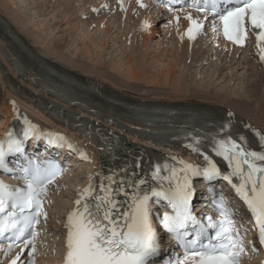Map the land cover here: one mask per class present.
I'll list each match as a JSON object with an SVG mask.
<instances>
[{"label":"snow or ice","instance_id":"1","mask_svg":"<svg viewBox=\"0 0 264 264\" xmlns=\"http://www.w3.org/2000/svg\"><path fill=\"white\" fill-rule=\"evenodd\" d=\"M172 2L168 0L169 4ZM189 7L204 13L205 20L210 14L212 31L234 45L243 47L251 32L256 36L260 60L264 61V0H192ZM172 10L169 7V11ZM186 19L191 22L186 34L189 39H195L204 24L194 20L191 14ZM228 115L231 117L232 114ZM25 123L28 126L22 138L9 132L6 139L0 141V170L5 173L13 171L9 167V157L24 156L26 161L20 165L22 175L19 178L24 181L23 187H13L0 181V240L6 241V246L0 244V252L7 257L14 248H20L10 264H23L21 257L25 249L32 258L29 264H35L37 225L41 217L47 220L43 198L48 185L60 172L59 165L27 158L24 142L30 137L39 139L40 134L35 125L27 120ZM229 128L230 122L221 124L223 136L211 137V151L227 161L231 168V172L226 174L221 172L211 155L202 151V139L189 133L190 142L186 148L202 156L205 163L192 165L179 161L180 169L168 168L165 164L166 176L161 175L160 164L153 165L152 180L167 181V186L160 183L158 187H147V180L140 178L135 171L142 169L139 158L132 165L125 163L113 169L112 174L101 180L98 191L93 180L75 201L77 207L67 217L64 264H150L161 249L157 232L152 227L150 200L153 197L157 203L166 201L170 207V213L165 212L162 218L157 215V219L184 250L182 258H165L164 264H239L244 251L243 238L234 229L224 197L214 201L223 219L214 221L209 216L205 225L193 214L192 180L198 177L207 181L221 178L232 185L251 212L259 242L264 245V151L249 150L244 143L245 136L239 135L238 142L230 131H226ZM45 138L50 146L67 144L69 149H73V145L59 134L48 133ZM260 141L264 147V135L260 136ZM80 155L87 158L84 153ZM233 177L238 178L239 183H234ZM121 195L125 197L123 202L117 199ZM207 229L215 230V243L199 242ZM189 236L193 238L188 239Z\"/></svg>","mask_w":264,"mask_h":264},{"label":"rangeland","instance_id":"2","mask_svg":"<svg viewBox=\"0 0 264 264\" xmlns=\"http://www.w3.org/2000/svg\"><path fill=\"white\" fill-rule=\"evenodd\" d=\"M49 1L50 0H0V10L9 19H10V16L13 19L15 16L22 19L23 22L19 23V25L21 24V28L23 27L22 29H25V30L30 29V31L32 32L31 34L35 35V36L29 35L30 37H27L26 41H28V44L30 42V39H31L32 43H33V41H37L36 45L34 43L32 44L31 42H30V44L34 48L36 47L35 49L39 50L40 52H42L47 47V45L50 47H54L55 43L58 42V40L61 39L63 42V39L65 38L66 41L63 42V44H62L63 47L60 49L62 55H64L66 57V59L68 58V60L70 62L80 63L82 66H84L86 68V69H82L83 70L82 72L85 73V71H86V73L88 75L90 74L91 76H97V79H99L98 81L101 82L102 84H105L109 90L115 91L119 94L128 95L131 98L136 97V96H145V97H148L152 100H160L161 101L162 98H165V99L172 98V99H174L173 100L174 102L182 101V100H180L181 97H179L180 95L182 96V94H183L182 90L177 91L176 89H173L171 86H163V87L161 86L159 88H156V87H153L152 85H147V84L144 85L140 81H136L138 83L130 82V81L126 80V78L124 79V77H122L123 75H121V73L123 71L129 69V65H133L136 68V70L139 71V74H143V75L147 74L150 76L151 75L152 76L158 75V72H157L158 67L157 66L164 65V63L167 64L169 62L170 63L173 62L174 56L177 52L178 39L176 37H174L173 35H171V33L168 34L167 36H164L162 31L159 34H156V33H158V31L154 29L155 30L154 34L149 35V36L146 35V36H148L147 42L148 41L149 42H148V48H146V47L145 48L148 49V51H147V54L145 55V57H142L136 48L139 45L137 43H135L136 40L139 41L141 37L138 36V31H136L135 33L134 32L129 33L128 32L129 30L127 31L125 28L126 25H124V24L119 25L118 20L121 18L122 15H121V12L118 11V9L114 10V9L109 8L108 5H104L101 12L94 15V14H91L89 12L90 8H88V4L97 6L100 0H87V2L85 3L86 5H84L85 7L83 8L84 9L83 11H85V12H83V13H85V14L87 13L93 17V20L88 21L86 16L76 17V14L72 16L68 12V10L70 9V6H69V8L67 7L68 8L67 9V8H64L65 5H61V3L59 4V7L62 6V8L64 10L61 9L60 12L61 11L62 12L67 11V12L66 13L64 12V14L60 13L59 8H57L58 5L55 3H51ZM81 1L82 0L79 1V4L81 3ZM105 4H109V1L106 0ZM110 5H111V3H110ZM6 8H9L10 13L5 12ZM135 9H137L136 6H135ZM143 13H144V15H147V11H143ZM149 13L151 14V12H149ZM62 14H63V16H62ZM65 14H67V15H65ZM57 15H59V16L61 15L60 17L61 18L63 17V19H61L60 17H57ZM64 15L66 17L68 15H70V18H71V22L69 21L70 24H66L67 20L64 19ZM153 16H154V14H153ZM162 16H165V15L162 14ZM165 17L167 18V16H165ZM123 18H126V17H123ZM79 19H80V21H83V22L87 21V24L89 25L90 31L88 32V31L84 30V33L88 32L86 35L84 34L85 37L83 36V33H81V31L78 28V25L76 23V22H79ZM133 20L135 23V17ZM101 21H103L104 24L100 25L99 23ZM108 21L112 22V24L110 26L107 24ZM55 23H58V24H56L57 26L54 28L53 25ZM74 23L76 26L74 25ZM117 24L121 27H118ZM15 25L18 26V28H19V25H17V24H15ZM69 25H71V26H69ZM163 25L164 26L167 25V19L163 20ZM163 25H159V27L161 28ZM74 26H75V28H74ZM102 26H104L105 28L106 27L110 28L109 32H111L112 34H109L110 36L108 35V37H106L107 34H106V32L103 31L104 27L102 28ZM74 29H76V32H74ZM112 29H113V31H111ZM86 36H89L90 38L91 37H94V38L98 37L97 38L98 40L99 39L100 40H107L108 44L104 45L105 47L103 48V50L99 54L98 49L95 47L97 45V43H95L94 45L89 44V39H88V37L86 38ZM111 39H112V41H111ZM156 43H157V45H156ZM158 43H160V44H158ZM85 44H87V45H85ZM131 44L135 45V47L128 49L127 46H130ZM200 44L201 43H199L198 41H192L191 47L196 49L197 47L200 46ZM116 45H118V46H116ZM205 45H206L205 51L207 52V54H205V56H203V57H210V55H211V62H208V63L200 62L198 64V62L192 61V65H190L191 70L189 69V71H188V69L186 70L185 68H183L184 67V65L182 64L183 60H181V63H179L178 64L179 66H177V68H176V73H178L175 76L176 79H178L177 76H179L180 71H182L183 73H185V75H187V82H189V79L191 78V76H190L191 73H192V75H195V73L197 75V76L196 75L195 76H196V82L198 84H195L194 87L192 85L191 90H190V92H194V94L190 93V95H189V93H188L187 95H184V96H187L188 99L192 98V99H195V100L202 102V103H205V102L209 103L213 97H215L214 99H219V96H222L220 94H222L225 91H223L222 93H219V92H221L222 89L225 90L226 86H227V89L228 90L230 89L229 90L230 96L228 98L222 100V101H225V102L227 101V103H229V104L232 103L231 105L234 104L233 106L236 109L233 108V106L232 107L229 106V108L228 107L227 108L229 110H231L232 112H235L236 114L242 116V118H244L245 120L249 121V118L247 119L244 115H242L241 113L236 111L237 109L240 110L244 114L249 115L251 118L253 117L252 119H254V118L257 119V122L260 121V122H258L259 124H257L254 121L255 119L254 120L251 119L254 122V124H256L258 126L262 125L261 127H264V116L262 117V115L259 114L258 112H254L252 110L246 109L244 106H242L238 103H235L236 100L234 99V96H232L233 90L235 93H237V92H240L243 88L245 89L246 86H244V85H246L247 81L250 78H252V77H250L251 73L255 74V76L260 77L261 85H262V91H264V81H263L264 80V70H263V67L260 68L256 65H253L252 70L254 72H252L250 70L246 72L244 69H241L240 67H238V68L236 67V68H234V70H236V71H234V70L232 71V72H235V75L233 77H231L230 79H228L227 74L230 72L227 69L230 67H235V65H232L233 62H231V59H230V61L227 62V59H225L223 52H220L219 48L214 49L209 43H207ZM121 46L125 47L126 49L121 47ZM156 46L159 48H162V47L165 48L166 52L164 50L159 51L156 48ZM86 47L89 48V51H90L89 57L90 58H88V54L83 55V56L81 55ZM140 47H141V45H140ZM212 48H213V50H212ZM203 51L204 50H202V52ZM124 53H126L127 57H129L131 60V61H128V65L122 63L123 66L121 68H118V66H117L116 72L110 71L111 70L110 66H112V65L116 66V64H119L121 62L120 59H123ZM234 53L237 55V57H239V61H241L243 57L253 58L252 50L249 46H247L246 49H244L239 55H238V52L233 51L229 57L232 58ZM135 56L137 58L140 57L141 61L138 59L139 62L137 61L138 63H136L135 62L136 60H134L133 58L131 59V57H135ZM187 58L191 59L190 55ZM99 59H100V61H102L101 65L96 64V63H98ZM155 60H157V61L160 60V65H158L155 62ZM67 65H70V64H67ZM221 66H225L224 67L225 70L222 71V74H221L222 76L220 75L221 76L220 77L217 74L216 70L218 69V67H221ZM70 67L71 68H77V67H72L71 65H70ZM107 68H109L110 70H108ZM140 68H143L145 70V71H143L144 73H142L140 71ZM87 74H85V75H87ZM101 77L103 79H101ZM131 84H132V86H131ZM204 84H207L210 87H212L213 93L209 94V91H208L209 88H207L206 90L205 89L202 90L203 89L202 86ZM169 87H171V88H169ZM195 87H197L198 89ZM242 91L240 93H243ZM174 92L177 94H175ZM245 96H248L247 93L243 95V99L244 100L248 99V97L245 98ZM250 98L253 99V97H251V96L249 97V99ZM219 101H221V100H219ZM252 102H254L256 104L258 101L252 100ZM257 104H260V103H257ZM17 105L20 108H24L25 110H29L28 107L26 106V104L23 102H21L20 104H17ZM17 105H15V106H17ZM1 106L2 105L0 104V110L2 108ZM238 106H239V108H238ZM254 108H256V106H254ZM262 109H264V103L262 104ZM245 110H247V111H245ZM254 110H257V109H254ZM30 113H31L30 115L37 118V116L35 114H33L32 112H30ZM0 120H3L1 111H0ZM93 169H94V165L92 162L77 164V168L74 169L76 171H73L70 175H68L66 177L68 179V181L66 183H62L61 185H58L56 187V189H54L50 192L51 194L49 195V206H48L49 208L47 211L49 216L51 215L50 211H52L53 203L58 198H63L64 197L63 195L68 193L67 191H70L72 196L74 195V197L80 193L79 191L81 190L82 185L88 181L89 175L91 174ZM72 196L69 195L67 197L66 206H64V209H67V212L70 209L69 205L71 204V202L74 198ZM50 218L53 219L52 217H50ZM61 235H62L61 224H60V226H57L55 229L51 228L49 230L48 229L43 230V232H42L43 238L40 241L39 246H40V250L42 251L44 258L47 260V262L45 264H57L60 261V259L62 258V255H63L62 251L63 250H62V236Z\"/></svg>","mask_w":264,"mask_h":264},{"label":"bare ground","instance_id":"3","mask_svg":"<svg viewBox=\"0 0 264 264\" xmlns=\"http://www.w3.org/2000/svg\"><path fill=\"white\" fill-rule=\"evenodd\" d=\"M79 1L80 0H50L49 2L57 4L58 6L57 5L56 6H57V8H59V12H60L61 9L64 10L62 8V6L59 7V4L61 3V5H65L64 8H67V7L69 8V6H70V9L68 10V12L72 16L76 14V17H78V16H86L88 21L93 20V17L91 15H89L87 13L86 14L83 13V12H85V11H83L84 10L83 8L85 7L84 5H86L85 3L87 2V0H82L80 4H79ZM102 2H104V1L100 0L98 5H97V7H99V5ZM123 2H124L123 5L120 7L122 16L118 20V23H119V25L120 24L126 25L125 28H126L127 31L129 30L128 31L129 33L130 32H134L135 33L136 31H138V36L141 37V38H140L139 41L136 40L135 43H137L139 45L136 48H137V51H139V53L141 54V56L145 57V55L147 54V51H148V49H146V48H148V42H149V41L147 42L148 36L154 34V28L152 26L150 28H148V29L145 28V27L143 28L145 21L149 22L147 25H152V22L154 23V20H153L154 18L152 16V14L149 13V12H151V9H152L150 7L151 5L148 4L150 6H147V8H145L146 10L147 9L148 10H147V15H144L143 12L138 11V10L135 9L133 1L123 0ZM90 6H92V5L88 4V8H90ZM146 10H144V11H146ZM5 12L6 13L7 12L10 13L9 8H6ZM64 12L61 11L60 13L64 14ZM63 14H62V16H63ZM65 15H67V14H65ZM65 15H64V19L67 20L66 24H70V22H71L70 15H68L67 17ZM60 16L57 15V17H60ZM133 16L135 17V23H134V20H133L134 19ZM123 17H126V18H123ZM0 18H1V20H4L6 22V24L8 26L9 33L18 34L21 37L22 42L27 46L28 51L32 52V50H33V52H34V50H35L36 52H34L35 53L34 55L35 56L39 55L43 60H45L46 61L45 63H47L50 67H52V69L54 70V73H55L56 76H59V75L66 76V77H68V76L74 77V75L78 76L80 78H83V79L87 80L86 81L87 84L90 85L91 87L95 86V87H97L99 90H101L104 93H112V94H115L116 96L122 97L123 99H127V100L134 99V100H139V101H142V102L154 101V100H151L150 98L145 97V96H136V97H132L131 98L128 95H123V94H119V93H116L114 91H111V90H109L106 87L105 84H102L101 82L98 81L99 79H97V76H91L90 74L88 75L86 73V71H85V73L82 72L83 71L82 69H86L84 66H82L80 63L70 62L68 60V58L66 59V57L64 55H62V53L60 51V49L63 47L62 46L63 42L66 41L65 38L63 39V42H62L61 39L58 40V42L55 43L54 47H50V46L47 45V47L42 52H40L39 50L35 49L36 47L34 48L30 44V42H31L30 38H29L30 39L29 44H28V41H26L27 37H30L32 35L35 36V35L31 34L32 32L30 31V29L29 30L28 29L25 30V29H22L23 27L21 28V24L19 25V23L23 22L22 19H20L17 16H15L14 19L10 16V19H9L7 16H5L1 12V10H0ZM61 19H63V17ZM157 20H159V19H157ZM76 23H77L78 28L80 29L81 33H83V36H84V34L86 35L90 31V28H89V25L87 24V21L83 22V21H80V19H79V22H76ZM15 24L19 25L20 29ZM56 24H58V23H55L53 25L54 28L57 26ZM99 24L100 25L104 24V22L101 21ZM107 24L110 26L112 24V22L108 21ZM74 25H75V23H74ZM119 25H118V27H121ZM69 26H71V25H69ZM75 26H74V28H75ZM103 27L104 26H102V28ZM179 28H180V24L177 21H175V23L173 24L172 30H173V34L178 39V47H177V52H176V54L174 56V61L171 62V63L170 62L169 63L166 62L167 64L164 63V65H160V60L159 61H157L158 59L155 60V62L158 65H160V66H157L158 67V69H157L158 75H156V76H152L151 75L150 76V75H147V74L146 75L139 74V71L136 70V68L133 65H129V69L123 71L121 73V75H123L122 77H124V79L126 78V80H128L130 82L140 81L144 85H146V84L147 85H152L153 87H156V88H159L161 86L162 87L163 86H171L173 89H176L177 91H179V90L183 91L182 96L181 95L179 96V97H181L180 98V100H182L181 102H184V103H190V102L198 103L199 101H197L195 99H192V98L188 99L187 96H184V95H187L188 93H189V95H190V93L194 94V92H190V90H191V86L192 85L194 87L195 84H198L196 82V76H197L196 73H195V75H196L195 76V75H192V73L190 72L191 73L190 74L191 78L189 79V82H187V75H185V73H183L182 71L179 72L180 74H179V76H177L178 79L175 78L176 74H178V73H176V68H177V66H179L178 64L181 63V60H183L182 61L183 62L182 64L184 65L183 68H185L186 70L188 69V71H189L190 65H192V61H196V62H198V64L200 62L208 63V62H211V55H210V57H203V56H205V54H207L206 51L202 52V49H201L204 44H201V46L197 47L196 49L192 48L191 47V41L195 40V39H188V40L184 39V32L182 30H180ZM0 29L4 32V25L1 24V21H0ZM109 29L110 28H107V27L106 28L104 27V29H103V31L106 32V34H107L106 37H108L109 34H112L111 32H109L110 31ZM178 29L180 30L179 33H178ZM84 30L88 31V32L84 33ZM111 31H113V29ZM74 32H76V29H74ZM169 33H171L170 30L167 31V32H163V35L167 36V34H169ZM146 35H148V36H146ZM87 37L89 39V44H93L94 45L95 43H97V45L95 47L98 49V51H99L98 53L99 54L103 50V48L105 47L104 45L108 44L107 40H100V39L98 40L97 39L98 37L97 38H94V37L90 38L89 36H86V38ZM3 40L4 39L0 36V44L2 45V47L8 53V58H9V60L12 61L13 64H11L10 61L7 60L4 57L2 50H0V87H1V89H0V104L2 105L1 106L2 108H1L0 111H1L2 119H3V120H0V130L1 131H3V129L9 124V122L13 118H17L18 116H20V114H22V111L19 109L17 104H20L21 102H23L25 104L27 103V104L30 105L32 103L31 100H29V98H28L29 94L30 95L32 94L33 96L38 97L41 102L43 101L42 97L45 96L44 94H47L43 90L45 85L54 88V90L59 92V93L60 92L63 93L64 97L67 98V99H74V98L78 99V97H80L82 95V92H80V91H71V87H69V86H67L65 84L59 85L56 82V80L51 78L48 74H46L43 77V82L44 83L42 81H39L37 78L35 79V82L32 81L31 79H29L30 76L33 75L32 73H33V70H35V68L33 66H31V63H29L27 61V59L25 58V55L28 54V51L26 49H24L23 46H21L17 42L12 44L11 49H10V47L7 48L6 45L4 44L5 42ZM111 41H112V39H111ZM206 41L207 40L203 41V43H206ZM209 42L213 43L214 45H216V47L220 46V48H221L220 51L225 53L224 57H225V59H227V62L230 61V59H231V62H233L232 65H235V67H230V68L227 69L230 72V73L227 74V78L228 79H230L231 77H233L235 75V72H232V71L236 67L237 68L240 67L241 69H244L246 72L249 71V70L254 72L252 70V66L253 65H256V66H258L260 68L264 65V62L261 61L260 59H258L257 56L253 57V58L243 57L241 61H239V57H237V55L235 53L233 54L232 58L229 57L231 55V51H232L231 50V46L226 44V43L220 42L218 39L216 40L215 37H213V39H211V40L209 39ZM26 43L28 45H30V46H28ZM33 43L36 45L37 41H33ZM158 44H160V43H158ZM85 45H87V44H85ZM140 45H141V47H140ZM156 45H157V43H156ZM116 46H118V45H116ZM121 47H123V46H121ZM134 47H135V45H133V44H131L130 46H127L128 49H131V48H134ZM253 47H255L256 50L259 52V50L257 48V43H256V45L253 44L252 48ZM123 48H125V47H123ZM156 48L159 51L160 50H164L166 52V49L163 48V47L159 48V47L156 46ZM239 51H241V50H239ZM89 52H90L89 48L86 47L81 55L83 56V55L88 54V58H90L89 57ZM236 52H238V51H236ZM189 55H190L191 59L187 58ZM132 58L134 60H136L135 61L136 63L139 62L138 59L140 60V57L137 58L135 56V57H131V59ZM120 60H121V62L119 64H116V66H113V65L110 66L111 70L109 68H107V69L112 71V72L113 71L116 72L117 71V66H118V68H121L123 66V64H127L128 65V61H131L130 58L127 57L126 53H124L123 59H120ZM66 63L70 64L72 67H77L78 69L77 68H71L70 65H67ZM96 64H100L101 65L102 61H100V59H99L98 63H96ZM224 67L225 66L218 67V69L216 70V72H217V74L219 76L222 74V71L225 70ZM140 71L142 73H144L143 71H145V70L143 68H140ZM234 71H236V70H234ZM26 73H28L30 76L26 77ZM5 74H7V75H5ZM85 74H87V75H85ZM250 77H252V78H250L247 81V84L244 85V86H246L245 89L243 88L242 89L243 91L241 90L243 93H240L241 91L235 93L234 90H233L232 96H234V99L236 100L235 103H238V104L244 106L246 109L252 110L254 112H258L263 117L264 116V109H262V104L264 103V91H262L261 79H260L259 76H255V74H253V73L250 74ZM101 79H103V78L101 77ZM136 83H138V82H136ZM131 86H132V84H131ZM171 87H169V88H171ZM202 87H203L202 90H204V89L206 90L207 88H209L208 89L209 94L213 93V88L210 87L209 85L204 84ZM27 88L29 90H27ZM195 88H197V87H195ZM229 90L227 89V86H226L225 90L222 89V91L219 92V93H222L223 91H225L222 94H220L222 96H219V99H214L215 97H213L212 100L209 102V104L205 103L204 105H208V106L213 107L214 109H211V112H213V113H219V112L222 113L223 112V113H225L227 115H228V113H231L232 114L231 116H233L235 114V112L233 113V112L229 111L227 109V107L228 108H229V106L232 107L234 104L231 105L232 103L229 104V103H227V101L226 102L222 101V100H224V99H226V98H228L230 96ZM246 93H247L248 96H245V98L248 97V99L244 100L243 99V95L246 94ZM175 94H177V93H175ZM250 96L253 97V99L250 98L251 99L250 100L249 99ZM10 100H12L13 102L11 103ZM173 100L174 99H172V98H167V99L162 98L161 101H163V102H174ZM219 100H221V101H219ZM252 100H255V101L257 100L258 101L257 103H260V104H257V103L255 104L254 102H252ZM156 101H159V100H156ZM15 105H17V106H15ZM239 106H238V108H239ZM254 106H256V108H254ZM27 107L29 109L28 111L32 112L33 114H35L37 116V118H35V119L32 118V119L34 121H36L38 124H42V123L40 121L36 120V119H41L45 123L48 122L51 126L58 125V127L60 128L59 131H63L65 134H67L68 129L65 128V126H63V125H59L56 122V120H49L50 116L48 115V113L45 114L44 110L40 109L41 112L39 114L38 111L34 110L32 107L31 108L29 106H27ZM233 108H235V107L233 106ZM254 109H257V110H254ZM236 111H238L239 113L244 115L247 119L249 118V121H246L245 119H243L242 117L239 116L246 124H248V125L250 124V125L254 126L255 128H258V127L264 128V127H261L262 125L258 126L256 124H254V122L252 120H254L255 118L252 119L253 117L251 118L249 115L244 114L243 112H241L238 109ZM245 111H247V110H245ZM231 118L237 119L236 117H231ZM254 121L257 124H259L258 122H260V121L257 122V119H255ZM245 138H246L245 145L247 147H255L256 146L257 143H254V140L257 137H256V135L254 133H252L250 131L246 132L245 133ZM71 139L75 140V141L76 140L78 141V139L75 138L73 135H71ZM79 142L81 144H84L82 141H79ZM258 144H259L260 147H262V145H261V143L259 141H258ZM148 151H150V150H148ZM145 153H147V151ZM96 154H97L96 151H94L93 149H92V151L90 150L89 160H90V162L93 163L94 168H95L94 169L95 172L92 173L91 177L89 178V181L86 184L83 185L82 190L87 185L92 183L93 180H94V183H96V179L98 178L97 177V170L101 169V167H100L101 163L99 162V158L96 157ZM63 181H66V180H62L60 183H62ZM56 186H58V185H56ZM67 192H68L67 194L63 195L64 196L63 198H58L53 203L52 211H50L51 215L49 216V220L47 221L48 223H46V226H44L45 229H48V230L51 229V228L55 229L57 226H60V224L63 226L64 222H62L61 220L67 214V209H64V206H66L67 197L69 195L72 196L70 191H67ZM80 195H77L75 197H74V195L72 196L74 198H73L71 204L69 205V207H70L69 211L70 212L68 213V215L73 211L74 208L77 207V205L75 204V201L80 198ZM50 217H52L53 219H51ZM65 237H66V235H65V230H64V232H63V239L64 240H65ZM64 240H63L64 256H63V258L61 260V264L63 263L64 257H65V254H66L65 253V249H64ZM168 243H170V240H168ZM38 258H39L40 264H45L47 262V260L44 258L43 254L41 252L39 253V257ZM247 264H254V262L252 263V262L249 261Z\"/></svg>","mask_w":264,"mask_h":264}]
</instances>
